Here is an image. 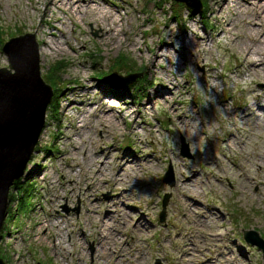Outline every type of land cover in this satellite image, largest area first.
Returning <instances> with one entry per match:
<instances>
[{"label": "rangeland", "instance_id": "1", "mask_svg": "<svg viewBox=\"0 0 264 264\" xmlns=\"http://www.w3.org/2000/svg\"><path fill=\"white\" fill-rule=\"evenodd\" d=\"M96 2L77 13L43 0H0V68L9 66L4 44L34 34L43 79L64 87L60 120H53L50 103L23 178L30 183L11 189L0 264H264L262 250L244 236L255 231L264 240V0L254 8L241 0L229 6L205 0V12L197 15L174 0ZM119 5L129 14L126 35L102 39L103 30L89 20L109 10L116 22ZM167 25L179 37L177 48L182 43L188 51L169 47L151 68L150 47L169 38L162 35ZM45 42H59L63 52L45 59ZM58 64L65 67L60 72ZM54 73L60 80L50 77ZM113 73L146 75L151 85L127 93L118 78L105 82ZM89 82L95 86L86 95L68 92ZM109 91L122 100L106 98ZM105 102L114 109L110 124L94 113ZM176 110L188 113L186 128ZM185 146L191 157L182 155ZM126 155L140 160L121 169ZM183 164L196 172L195 183L179 185ZM170 168L173 185L163 181ZM113 179L125 192L109 209ZM109 210L116 211L112 229L120 235L104 239Z\"/></svg>", "mask_w": 264, "mask_h": 264}, {"label": "water", "instance_id": "2", "mask_svg": "<svg viewBox=\"0 0 264 264\" xmlns=\"http://www.w3.org/2000/svg\"><path fill=\"white\" fill-rule=\"evenodd\" d=\"M200 13L201 0H174ZM9 62L0 68V236L8 216L9 196L15 183L22 180L36 152L46 125V116L54 90L40 71L39 43L34 34L11 38L3 46ZM139 76V75H138ZM137 75L122 77L117 73L105 77V82L118 78L128 86ZM182 155L191 157L188 147ZM172 168L163 181L174 184ZM169 195L163 200L161 220H165ZM247 243L257 246L264 254V240L255 231H245ZM156 264H161L157 261Z\"/></svg>", "mask_w": 264, "mask_h": 264}, {"label": "bare ground", "instance_id": "3", "mask_svg": "<svg viewBox=\"0 0 264 264\" xmlns=\"http://www.w3.org/2000/svg\"><path fill=\"white\" fill-rule=\"evenodd\" d=\"M43 1H47V7L53 5L54 3L55 4L58 3V4H62V5L64 4V5H67V6H71L70 7L71 9H73V7H74V9L76 8L77 13H82L83 10H84V7H86V12H87V10L91 9L93 3L97 4L96 0H43ZM230 1L231 0H214L215 5H217V6H220L219 5L220 3L223 4V5H228L229 6L230 5ZM259 1H261V0H241V2L244 3L243 4L244 6H249L248 4H253V8L256 6V4ZM90 4H91V6H90ZM122 11H127V9H125L122 5H119L117 7V10L115 11L117 13V15L119 16V20L117 19V21L115 22V18L113 17V15L109 14L110 13L109 10H98V14H100L99 18L92 17L89 20V23L97 25L103 30L102 39H108V38L118 34V32L122 33L123 35H126V30L124 28V24H125L124 16L125 15H129V14L127 12L125 15H123ZM200 13L197 12V14H200ZM107 21L112 23V26H108V24H106ZM248 25H251V23H248ZM49 26L52 27V24H50ZM162 35H163V37H167L168 36L169 38L166 39V40L161 38L162 40H160V44L157 47H150V48H153L151 52L153 53L152 54L153 55V59L152 60H154L153 62H151V65H152L151 68L153 67V65H155V61L156 60L166 57V54L168 53V48L169 47L170 48H174L179 53H180V50H178V48H180V49L185 48V50L188 51V49H186V47L183 46L184 44H182V43H179V45H178L179 47L177 48V46H176L177 44H175L174 38L175 39H179V37H178L177 34L173 33L170 25L166 26V30L163 31ZM51 36H55V35L53 33H51ZM193 37L198 39V40H203V38L200 37L199 34H196V33L193 34ZM117 41L119 43H121V44L123 42V40H121L120 38H118ZM205 41H206V39H205ZM69 47L71 49L75 50V47H73L72 45H69ZM62 52H63V48L60 46L59 42H57V44H55L53 42H45V45L41 48V55L45 59H46V56L60 54ZM190 54H191V52H190ZM170 63H171L172 66L175 65L174 61H170ZM253 65H255V64H253ZM100 66H101L100 64H97L98 68H100ZM84 69H86V68L84 67ZM130 85H128V86H130ZM94 86H95L94 83H91V82L84 83V84H81V85L78 86L79 90L77 88L76 89H69L68 92L72 93L73 95L75 94L78 97L77 93H79L81 91V92L84 93V95H86L89 91H91L93 89ZM128 86H125L126 89H127ZM174 88L175 89L180 88L178 83L174 84ZM67 94L68 93H66V96H67ZM107 94H108V97H107V95H106V97L110 98L111 100H113V99L114 100H122L121 95H118L117 91H115V92L114 91H109V92H107ZM84 95H82V96H84ZM154 100H155L154 97L150 98V103L153 102ZM78 105L84 106L85 104L81 101L80 103H78ZM92 105L90 104V106H92ZM177 105H178V99H173V106L176 107ZM102 106H103V108L100 109L99 111H97L98 113H96V112H94V113L98 115L97 116L98 122H106V123L108 122L110 124L111 123V119L114 118V109L110 105L106 106V102L103 103ZM176 111H177L176 112L177 119L180 120L181 125L183 126V128H186L187 126L184 125V118H189L188 113L180 114L178 116V113H180V112H179V110H176ZM179 133H181V134L184 133L185 134V129H182L181 131H179ZM190 135L192 136L191 132H190ZM190 135L188 134V136H190ZM200 135L202 136L203 133H201ZM193 138H195V140H197V141H200L199 134H197V136L196 135L193 136ZM232 138H234V137H232ZM53 146H55V145H53ZM53 146H51V147H53ZM139 160L140 159H138L136 157H133V156H129V155L122 156L120 158V162H119L120 163V168L124 169L126 166H128L130 164H132V165L136 164V163H138ZM137 165H140V164H137ZM188 171H189V169H188V165L187 164H185V165L183 164L180 167V171L179 172H180L181 179L179 181V185L182 184V183H190V184H192V183H195V181H197L198 178H194V177H197L196 172L191 171V168H190V171H191L190 174L188 173ZM263 182H261V183H263ZM120 185L121 184H120V181L118 179H113L111 181V186H112V189H113V197H112V199L109 202V204H110L109 205V209H112L111 207L115 206L116 203L123 197L122 194L125 191L124 190L122 191L120 189ZM152 185H153V183L150 182L148 187L150 188ZM148 193H149V190L146 191V194H148ZM107 205L108 204H106V206ZM115 212L116 211H114V210L107 211L106 216H107L108 220L107 221H103V226L104 225H108L109 228L107 230H104L102 232L103 235H101V236L99 235L100 237H102L104 239H108L113 234L120 235V231L112 229L113 226H114L112 224V221H114V219H113L114 217L111 218V216H112L111 213H115ZM100 223L102 224V222H100ZM98 230L101 231L100 228ZM225 249H228V248L225 247ZM242 249H244V248L242 247L241 250ZM230 257H232V256H230ZM234 261H235V259H233V262ZM236 263H238V262H236Z\"/></svg>", "mask_w": 264, "mask_h": 264}, {"label": "trees", "instance_id": "4", "mask_svg": "<svg viewBox=\"0 0 264 264\" xmlns=\"http://www.w3.org/2000/svg\"><path fill=\"white\" fill-rule=\"evenodd\" d=\"M201 2L204 3V4H202V7L205 8V9L203 8L201 13H204L205 10H206V2H205V0H201ZM191 12L193 14H195L194 11L191 10ZM196 14H197V12H196ZM174 18H176V17L174 16ZM123 64L125 66L129 67L127 62H124ZM119 65H120V67H123L120 63H119ZM58 66L60 67V64H58ZM59 67L56 68L55 70L59 71V70L65 68V67H63V68L62 67L59 68ZM129 68L131 69V67H129ZM129 73L130 74H132V73L134 74V72H132L131 70L129 71ZM105 76H107V75H102L101 78H104ZM50 77L52 79L55 78V81L56 80H60L59 79L60 76H58L56 73H54V75H51ZM150 85H151V82H150V80H148V77L146 75L142 76V77L139 76V77L135 78V80L133 81V83L130 86L127 87V91H128L127 93L134 92V93L139 94L140 92H145L146 89L149 90L148 86H150ZM53 90H54V95H53V99H52V102H51V110L53 112V117H54L53 120L55 122H58L60 120V118H59V116H60L59 115V113H60L59 106H60V103H61V101H59V96L64 91V87H56V85H53ZM139 96L141 97V95H139ZM55 138H58V135ZM47 149H49L51 152L56 151V147L55 146L49 147ZM28 180L29 179H23L22 181L20 180V181L16 182L15 183V189L16 190L17 189L20 190V189L25 188L27 186V184L30 183V182L28 183Z\"/></svg>", "mask_w": 264, "mask_h": 264}]
</instances>
